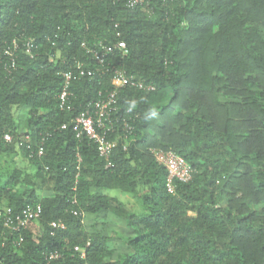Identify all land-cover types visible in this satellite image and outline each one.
<instances>
[{
	"label": "trees",
	"instance_id": "1",
	"mask_svg": "<svg viewBox=\"0 0 264 264\" xmlns=\"http://www.w3.org/2000/svg\"><path fill=\"white\" fill-rule=\"evenodd\" d=\"M120 41L127 52L105 65L89 51ZM76 63L94 73L72 81L63 107ZM116 68L143 87L118 90L107 159L74 120L114 89ZM152 148L183 156L191 180L169 191ZM2 156L13 164L0 170V208L43 212L21 232L0 221V264H264V0H0ZM87 214L122 220L124 248ZM57 220L66 228L53 234Z\"/></svg>",
	"mask_w": 264,
	"mask_h": 264
},
{
	"label": "built area",
	"instance_id": "2",
	"mask_svg": "<svg viewBox=\"0 0 264 264\" xmlns=\"http://www.w3.org/2000/svg\"><path fill=\"white\" fill-rule=\"evenodd\" d=\"M142 2L143 0H127V4L130 7H135ZM28 45V49L31 50L33 43L29 41ZM99 46V48L89 49L99 65H105L107 54L114 52L117 48L123 50L125 53L127 52L126 43L123 41L113 44L99 43ZM15 47H17V44ZM8 52L14 55L13 51ZM14 64L15 61L13 57L12 65L14 66ZM93 73L94 71L84 66L83 63H76L74 69L63 72L64 84L59 94L61 106L64 107L68 103L72 81L83 76L92 75ZM112 82L114 84V89L111 90L106 97L90 102L88 104L90 108L81 111L74 120V129L77 132V136L86 135L89 139L97 143L99 145L100 155L107 159L117 146L116 139L111 138L110 134L115 131L113 113L117 109L118 90L127 85L138 86L140 88L143 87L141 82L129 77L125 70L121 68H116L114 70ZM149 89H155V87L149 86ZM63 127H66V125H63ZM5 138L6 140H11L9 134L5 135ZM43 152V146H40L38 150L39 155H42ZM151 152L157 162L164 165L167 169V186L169 191H173L175 180L182 182L191 180L193 168L183 156L179 155L173 149L152 148ZM42 212L43 206L41 203L26 204L19 211H15L13 207L0 208V221L3 222L6 228L15 232H21L30 227L31 223L37 220ZM51 225L53 227V234L57 229L66 228V224L62 220L53 221ZM87 244H89V242ZM74 250L79 253L80 258H86L85 247L77 245L74 247ZM60 256L61 254L59 251H53L49 255L51 259Z\"/></svg>",
	"mask_w": 264,
	"mask_h": 264
},
{
	"label": "rangeland",
	"instance_id": "3",
	"mask_svg": "<svg viewBox=\"0 0 264 264\" xmlns=\"http://www.w3.org/2000/svg\"><path fill=\"white\" fill-rule=\"evenodd\" d=\"M19 118L21 120L20 122L21 129L24 130L26 127L25 109L20 111ZM14 158H15V162L19 166L26 167V165H28L27 160L23 156L18 155V156H15ZM9 164L10 165L13 164V162H11V156L10 157L2 156L0 158V170L4 169ZM107 193L118 197L121 201H123L127 205V207L133 210H139L141 208L138 197L132 194L123 193L117 189L108 190ZM85 222L89 226L93 223L101 225L104 228V230L107 231L108 234L116 235L111 243L113 247L117 248L118 250H121L122 248H124L123 242L118 237L119 234L124 233L123 232L124 223L117 216L112 215V214L98 215V216L87 214L85 216ZM32 228L35 230V232L38 231V225L36 223L32 226Z\"/></svg>",
	"mask_w": 264,
	"mask_h": 264
}]
</instances>
